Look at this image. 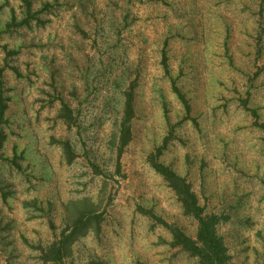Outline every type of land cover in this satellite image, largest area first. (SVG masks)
<instances>
[{
    "label": "rangeland",
    "instance_id": "1",
    "mask_svg": "<svg viewBox=\"0 0 264 264\" xmlns=\"http://www.w3.org/2000/svg\"><path fill=\"white\" fill-rule=\"evenodd\" d=\"M0 72L1 264H53L40 251L83 198L102 202L101 236L62 264H198L156 220L196 236L150 157L221 218L230 264H264V0H0Z\"/></svg>",
    "mask_w": 264,
    "mask_h": 264
},
{
    "label": "trees",
    "instance_id": "2",
    "mask_svg": "<svg viewBox=\"0 0 264 264\" xmlns=\"http://www.w3.org/2000/svg\"><path fill=\"white\" fill-rule=\"evenodd\" d=\"M176 92L184 103L183 96L178 91ZM7 109L8 100L0 87V151L3 149L7 139L5 132L6 125L8 124L6 118ZM133 116L132 94L129 91L126 93L124 113L117 134L118 163L124 148L132 139L130 122ZM60 118L67 126H70L74 121L71 110L65 104L62 105ZM59 144L62 146L63 157L67 164H71L74 155L70 144L68 142ZM149 163L174 192L178 202L181 204L183 215L197 222L196 236L195 238H191L180 228L169 225L161 219H156L169 232L171 237L170 246L172 248H179L190 257L197 259L198 264H230L231 258L228 254V249L225 246L223 238L217 233V226L221 223V218L205 213V209L199 204L197 196L185 178L178 176L170 168L155 161L152 157L149 158ZM92 167L97 173L100 172L95 165H92ZM101 203L100 199L94 202L89 198H83L71 201L65 205L63 208L65 226L60 232L58 239L49 244L45 249H41V260L44 263L62 264L63 260L70 256L72 245L78 239L90 234L95 238H99L105 214L99 211Z\"/></svg>",
    "mask_w": 264,
    "mask_h": 264
}]
</instances>
